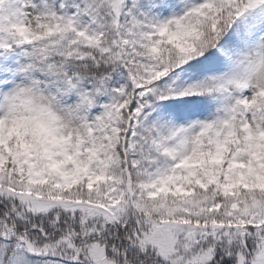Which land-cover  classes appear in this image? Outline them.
<instances>
[{
	"label": "snow or ice",
	"instance_id": "6c2138e0",
	"mask_svg": "<svg viewBox=\"0 0 264 264\" xmlns=\"http://www.w3.org/2000/svg\"><path fill=\"white\" fill-rule=\"evenodd\" d=\"M0 264H264V0H0Z\"/></svg>",
	"mask_w": 264,
	"mask_h": 264
}]
</instances>
